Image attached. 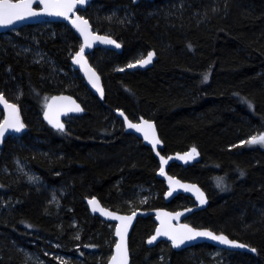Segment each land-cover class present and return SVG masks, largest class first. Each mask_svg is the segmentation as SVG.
I'll return each instance as SVG.
<instances>
[{
	"label": "trees",
	"instance_id": "trees-1",
	"mask_svg": "<svg viewBox=\"0 0 264 264\" xmlns=\"http://www.w3.org/2000/svg\"><path fill=\"white\" fill-rule=\"evenodd\" d=\"M170 1L175 0H165L166 3ZM212 1L175 2L192 14V11L203 9L209 11L206 6ZM218 4V15L199 24L190 17L158 21L154 16L145 21L140 17L138 30L129 35L133 43L125 46L129 49L137 44L141 49L153 48L159 55L158 60L149 68L123 74L109 68L103 83L102 103L108 111L123 107L133 114L152 115L168 150H179L189 143H196L201 151V160L188 166L184 174H192L201 185L212 181L221 188L225 180L219 173L222 169H229L226 175H234L232 182H228L227 188L218 195L208 193V206L195 213L192 223L209 224L222 220L237 221L236 226H239L238 217L245 212L243 231L239 230L240 235L234 236L255 247L256 253H228V263L264 264V215H257L258 210L264 211V150L245 141L236 144L256 128L258 134H264V0H220ZM48 48L55 49L52 45ZM14 54L0 38V88L3 82L11 81L5 69L8 65L9 73L20 82L25 98L40 110L43 107V98L40 97L43 84L38 81L36 66L25 64ZM75 80L81 79L77 75ZM77 83L85 94H91L81 82ZM92 94L94 103L87 106V115L76 124L79 140L61 142L64 159L54 164L56 170H53V165L36 161L45 180L54 182L61 178L64 184L71 186L74 198L65 202L73 206L72 212L82 222L86 217V208L81 200L83 195L94 193L102 203L114 206V202L117 203L118 198L129 192L132 186L154 179L157 165L148 150L144 149V157L136 153L131 156L126 150L118 149L116 141L98 142L99 133L107 134L109 131L99 128L105 122L93 108L100 102ZM244 95L254 103H248ZM57 136L59 139L64 137ZM175 165L170 166V172L183 178V170L182 173L174 172ZM52 172H57L58 177H53ZM218 177L223 181L218 183ZM6 182L16 190L13 179ZM157 189L156 203L159 206L164 204L161 197L164 187L161 184ZM16 191V195L23 199L24 192ZM177 199L178 202L187 200L184 196ZM43 203V198L33 194L4 217L7 223H0V240L4 242H0V255L4 258L0 261L22 264L8 242L18 239L26 231L42 234V238L53 242L69 244L65 222L71 214L66 210L60 219L64 223L61 229L51 216H45ZM252 222L258 224L248 225ZM152 226L148 217L136 221L129 238L131 262H141L143 256L164 246V243L152 247L144 244ZM204 247L210 248L196 244L187 249L173 250L167 244L168 264H196L195 259L200 258ZM197 264L207 263L202 256Z\"/></svg>",
	"mask_w": 264,
	"mask_h": 264
},
{
	"label": "rangeland",
	"instance_id": "rangeland-1",
	"mask_svg": "<svg viewBox=\"0 0 264 264\" xmlns=\"http://www.w3.org/2000/svg\"><path fill=\"white\" fill-rule=\"evenodd\" d=\"M175 1L166 3L165 0H126L124 2L120 0H89L84 7L75 9V13L88 21L93 32L111 37L120 45L118 48H106L99 45L84 54L88 64L98 74L102 87L109 68L121 74L125 71L144 70L139 68L130 69L129 65H133L142 60L150 50L154 49H141L137 44L129 49L125 46L126 44L129 46V44L133 43L134 40H132L131 33L138 30L140 26L138 19L140 17L143 19L142 21L153 16L157 21L163 18L175 20L190 17L196 24H199L200 22H205L210 17H216L220 11L218 4L220 0H213L212 3H209L206 6L209 11L203 9L201 11H192V14H189L188 11L180 7V4ZM224 1L226 2L227 0ZM0 38L3 43L7 44L8 49H12L15 52L14 57L23 59L25 64L36 66L38 81L41 85L43 84L40 90V97L43 98L41 102L43 107L45 105L44 102L52 94L67 93L73 96L82 108L81 113L70 114L64 117L62 120L64 129L62 131L51 128L42 118L41 112L43 107L40 110L35 109L34 104L25 98L24 90L20 82L16 81L17 79L15 80V77L9 73L10 67L6 65L5 69L10 75L9 78L11 81H6L1 84L0 93L4 99L16 105L20 121L24 125V130L20 134L11 133L7 135L0 146V223H7L4 217L8 215L11 209L18 207L17 205L19 203L22 204L25 198L31 197L33 194L43 198L44 203L42 204V209L45 216H51L52 220L58 223L59 228L63 229L64 223L60 219L64 217L66 210L71 214L67 216L68 221L65 222V229L66 231L69 230L66 232L68 234L67 237L70 239L68 245L47 240L45 237L42 238V234L37 232L30 233L26 231L22 232V235L18 239L9 240L8 246L13 248L14 253L21 259L22 264H106L112 255V246L115 242V223L106 221L98 214L90 212L85 200L93 196L98 198V196L89 192L81 197L83 205L86 208V220L85 218H81L84 221L82 222L72 212L73 206L65 202L66 200L69 201L74 198L73 192L70 191L71 186L69 187V185L64 184L61 178L58 179L57 172H52V176L57 178L54 182L45 180L42 177L40 169L36 166V161L40 160L44 164L53 165V170H56L55 165L57 162L64 159V152L60 147L62 145L61 142L67 139L79 140V135L76 133V124L87 115V106L90 103H94L91 96L93 92L89 90L83 78L80 76L79 71H75L73 64L70 62L73 54L81 47V39L66 22L48 19L7 30L0 33ZM49 45H52L55 49H49ZM2 50L4 52L6 51L4 48ZM154 51L155 58L152 59L149 67L153 66L158 60L159 55L156 50ZM77 75L81 80H75V76ZM77 82H81V85L86 86L91 94H85L83 89H79ZM244 97L248 103H254L251 98L245 95ZM103 98L101 99L96 96V99L100 103L99 105L94 104L95 106L93 108L97 109L96 111L101 115V121L105 122L103 123L104 127L101 126L99 128L109 132L107 134L104 132L99 133L97 137L98 142L106 143L107 141H116L118 149L126 150L131 156L132 153H136L140 157H144L142 154L145 152L144 149L146 151L148 150L149 154L157 163L154 179L148 180V183L145 184L137 183L132 186L129 192L123 193L118 198L117 203L114 202V206L106 205V202L104 204L100 200L104 206L122 212L158 207L156 203L158 195L157 188H160L162 184L165 189L164 181L156 175L160 164L152 148L144 144L142 139L134 133L127 132L124 126L125 119L117 115L114 111L123 113L129 121L136 122L139 120V117L153 121L158 139L161 143L156 148V151L162 156H167L174 152L187 151L189 147L196 148L199 152L198 161L185 165L170 162L166 167V172L175 175L170 172V166L176 164L173 168L176 169L174 172L182 173L181 171L183 170L182 175L184 179L181 176L179 177L178 174L175 176L186 181L198 183L205 192L212 194V196L216 195V189L220 188L215 185L216 183L214 184L212 181L208 183L209 181H206L201 185L198 179L193 177L192 174H184V170L188 166L198 163L201 160V151L196 143H189L186 148L181 147L179 150H168L165 147L166 143L162 137L161 130L158 128L152 115L149 113L133 114L123 107H114L112 111H108L102 103ZM2 115L3 111L0 108V122L3 118ZM105 127L108 129H105ZM257 131L258 128L245 139L237 141L236 144H241L245 141L248 145H257V147L264 150V145L262 144L248 143L252 137L264 135L258 134ZM57 134L64 137L59 139L60 137ZM106 135H108V138L105 137ZM227 170L229 169H222L221 173H219L225 177H223L225 181H223L222 177H218V183L224 182L221 187L222 189L227 188L226 184L232 182L234 179V175H226ZM10 179L15 181L14 185L16 186V190L24 192L23 199L16 195L17 191L12 186L9 187L10 185L8 186L6 184V181ZM180 205L185 204L183 202H177L172 207ZM258 211L257 215L259 217L264 215V211L262 213ZM238 218L239 226H236L237 221L231 223L229 221L222 222V220H217L209 224L192 223L194 222L193 215H188L184 221L195 227L209 228L215 233L234 236V234L240 235L238 231L244 228L245 212H241ZM22 220L26 222L28 219L22 218ZM94 221L96 224H94ZM253 222L248 223V225L258 224ZM92 223L95 226L89 228ZM43 228L46 229L45 227ZM93 231L94 235H92ZM0 242L3 241L0 240ZM167 244L164 243V246H160L159 249L157 248L154 253L143 256L141 262L134 263V261H130V264H168L169 257L165 249ZM202 256L205 258L207 264H229L227 260L228 253L220 248L211 247L210 249L204 247L199 259ZM2 258H4V255H0V259ZM199 259H195L197 263ZM0 264L14 263L0 261Z\"/></svg>",
	"mask_w": 264,
	"mask_h": 264
},
{
	"label": "water",
	"instance_id": "water-1",
	"mask_svg": "<svg viewBox=\"0 0 264 264\" xmlns=\"http://www.w3.org/2000/svg\"><path fill=\"white\" fill-rule=\"evenodd\" d=\"M88 1L89 0H86V3H84V4H77L76 7L73 8L72 12L67 13L68 18L65 19L63 16H54V15L46 14L44 12V9H43V4L40 3L39 0H33L32 10L40 13V15H37L34 17H25L22 20H14L11 25H0V32H4V31H7V30H10V29H13V28H16L18 26L25 25V24L38 23L41 21H45L47 19L48 20H59V21L66 22L71 28L74 29V31L79 35V38L81 39V47L73 54V56L71 58V63L73 64L74 68L79 71L80 76L83 78V81L86 84V86L89 88V90H91L97 97H100L102 99L104 91H103L101 81H100V79L98 80V82L96 81V77H99V76L94 71V69L88 64L84 54L87 53L88 51H90L93 47H96L99 45L104 46L106 48L116 47V46H115V44H105V43H102L100 40L92 39V37L100 36V37H106L108 39L113 40L111 37L104 36V35L93 32L91 30L89 23L87 24V30L86 31L91 33V36H89V38H88L89 42L91 43V47L86 46L85 36L81 35V32L74 25V21H76V17H80L82 20H86L83 17L79 16L77 13H75V9L78 7H84L88 3ZM3 2H4V0H0V3H3ZM8 2L9 3H20L21 0H8ZM77 23H78V21H77ZM81 27H83V26H81ZM82 48L84 49L83 59H82L81 63H75L74 60L77 57V53H79ZM150 52L154 54L153 58H152V59H154L155 58V53H154L155 51L150 50L148 53H150ZM148 53L146 54V56L143 59L147 58ZM150 65H151V63L146 64L144 66H140V64L138 62H136L135 64H133L132 67H129V68L130 69H138V68L139 69H145V68L149 67ZM89 69L91 71H89ZM92 73H95V76H93ZM94 84H97V87H94L93 86ZM97 88H99V91L97 90ZM4 100L7 101L8 104H11L15 107L16 114H18V117H19V112H18L16 105L13 104L12 102L6 100V99H4ZM77 105L79 106L80 111H70V109L75 108ZM0 108L3 111V115H2L3 118L0 122V124H2L6 118H9V113L11 110L5 107L4 102H0ZM46 112L53 119L58 118L59 122L61 124H63V129H64V123L62 122L64 117H66L70 114L81 113L82 108H81L80 104L75 100V98L73 96H71L70 94L55 93V94H52L51 96H49L41 115H42L43 120L47 123L48 126H50L53 129H57V128L53 127L52 124H50L47 119H45V113ZM114 112L117 115L122 116L125 119L124 126H125V129L127 132L134 133L135 135H137V137L142 139L144 144H146V145L150 146V148H152V150H153V152H154L155 156L157 157L159 164H160L159 170L157 171V176L160 177L164 181L165 189H164V195L163 196H164L165 200L169 201L175 195H177L179 193H184L186 195L192 196L195 199V201L198 202V204H199L198 206L203 207L205 205V202H206L205 193H204L203 189L201 188V186H199L198 183L180 179L179 177H177L175 175L168 174L166 172V167L170 162H176L177 164H184L185 165L187 163H193V162L198 161L199 160L198 150L195 148L196 154L192 155L191 157H189V154L192 152V149L194 147H189L187 149V151L185 150L183 152H174V153H171L167 156H162L159 153H157V151H156V148L159 145H161V143L158 139V136L156 133V128H155L153 121L139 117L138 121L133 122V121L127 120L123 113L118 112V111H114ZM19 121H20V117H19ZM145 121L148 122V124H151L153 127L151 129H149L145 124H143V122H145ZM128 123H132L134 125L141 126L142 130L137 131L135 128H129ZM22 130H24V127L21 129V131ZM21 131L16 132L15 130L9 128L5 132V134L2 137H0V146L2 145V142L7 135H9L11 133L20 134ZM146 134L148 137L147 139L145 138ZM156 140H158L159 143H155ZM161 170H163V174H161ZM175 181H178L179 184L175 183ZM180 185L190 186L191 190H185V188L181 187ZM191 186H194V188ZM195 189H199V192L203 193V199L205 201L203 204H201L200 200L197 198L199 193H197L195 191ZM170 192H171V194L169 195ZM93 199H95L98 202L99 207L101 209H103L105 213H111V215L102 214L101 211H93V205H91L89 203V201L93 200ZM85 201H86L87 207L89 208L91 213H96L102 219L115 223V226H114L115 242L112 246V255L109 257L106 264H112V257L117 254L116 253V244L121 242V237L117 235V228L118 227L122 231V234L124 237V244L126 245V248H127V264H130L131 256H130V249H129V238H130L131 231H132V229L136 223L137 218H139L141 216H147V215H153V218L156 222L154 230L146 238V246L147 247H152L160 241H167L170 243V246L172 247L173 250H181L183 248L194 246V245L200 244V243H209L211 246L216 247V248H224L227 250L246 249L249 251H253V249L249 248L247 245L243 244L242 242H240L236 239L230 238L228 235H226L224 233H215L214 231H212L209 228L195 227V226L190 225L186 221H182V219L186 215L191 213L192 208H196L198 206L192 207V208L191 207L190 208L184 207V208H174V209H169L166 207H158V208H149V209H145V210L136 209L135 211H132V212H122V211H117V210L111 209L107 206H104L100 202V200L95 196H93L91 198H87ZM133 214H135V215H133ZM113 216H119V217H124V218L132 217V219L130 222H128L127 220L113 219L112 218ZM185 226L193 229L194 231H208V232L213 233L216 236H221V235L225 236L228 240H230L234 243L233 244H222L219 241L210 239L209 237H195L192 240H186L183 244H180L178 247L173 246V242L169 238V235L176 236L177 238H179L183 235H186L187 233L185 232ZM125 228L127 229L126 232H124ZM157 229H160L161 231H167L169 233V235L157 236ZM154 236H156V239L153 240L152 243H149V241Z\"/></svg>",
	"mask_w": 264,
	"mask_h": 264
},
{
	"label": "snow or ice",
	"instance_id": "snow-or-ice-1",
	"mask_svg": "<svg viewBox=\"0 0 264 264\" xmlns=\"http://www.w3.org/2000/svg\"><path fill=\"white\" fill-rule=\"evenodd\" d=\"M40 3L43 4L44 12L48 15H54V16H63L65 19L68 18L67 13L72 12L73 8L76 7L77 4H84L86 3V0H39ZM32 3L33 0H21L20 3H9L8 0H4L3 3H0V25H11L14 20H22L25 17H34L37 15H40V13L35 12L32 10ZM78 21V23H77ZM87 24L88 22L86 20H82L80 17H76V21H74V25L77 27V29L81 32V35L85 36V44L87 47H91V43L89 42V36H91L90 32H87ZM83 26V27H81ZM92 39L100 40L102 43L105 44H115V46L118 48L120 47L119 44H116L115 41L108 39L106 37H100L95 36L92 37ZM83 52L84 49L82 48L79 53H77V57L74 60L75 63H81L83 59ZM153 53H148L147 58L142 59L138 61L140 66H144L146 64L151 63L153 58ZM133 65H129V67H132ZM89 71H91L89 69ZM93 76H95V73H92ZM205 80L208 79L207 76L204 77ZM99 77H96V81L98 82ZM94 87H97V84L93 85ZM99 91V88H97ZM0 102H4V105L6 108L10 109L9 118H6L2 124H0V137H2L5 132L11 128L15 130L16 132L21 131V129L24 127V125L19 121L18 114H16L15 107L11 104H8L7 101L4 100V97L0 95ZM70 111H80L79 106L77 105L75 108L70 109ZM45 119L48 120L50 124H52L53 127L63 130V124L59 122L58 118L53 119L49 116V114L45 113ZM149 129H151L153 126L151 124H148V122H143ZM129 128H135L137 131H141L142 128L139 125H134L132 123H128ZM145 138L147 139V134L145 135ZM155 143H159L158 140L155 141ZM248 143L250 144H262L264 145V135H260L258 137L254 136L252 137ZM196 154L195 148L192 149V152L189 154V157ZM161 174H163V170H161ZM175 183L179 184L178 181H175ZM181 187H184L185 190H191L190 186L186 185H180ZM194 188V186H191ZM198 195V199L200 200V203L203 204L205 201L203 199V193L199 192V189H195ZM171 192L169 193V195ZM89 203L93 205V211H101L102 214L111 215V213H105L103 209L99 207L98 202L93 199L90 200ZM135 215V214H133ZM113 219L118 220H127L128 222L131 221L132 217H119V216H113ZM126 228L124 229V232H126ZM185 232L186 235H183L179 238L176 236L169 235L167 231H161L160 229H157V236L159 235H169V238L173 242V246L178 247L180 244H183L186 240H192L195 237H209L212 240L219 241L222 244H233L234 242L228 240L225 236H216L211 232L208 231H194L191 228H188L185 226ZM117 235L121 237V242L116 244V255L112 257V264H127V248L124 244V237L122 234L121 229L117 228ZM156 239V236L152 237V239L149 241V243H152L153 240Z\"/></svg>",
	"mask_w": 264,
	"mask_h": 264
},
{
	"label": "flooded vegetation",
	"instance_id": "flooded-vegetation-1",
	"mask_svg": "<svg viewBox=\"0 0 264 264\" xmlns=\"http://www.w3.org/2000/svg\"><path fill=\"white\" fill-rule=\"evenodd\" d=\"M70 62H71V60H70ZM73 69L75 70V71H78V70H76L74 67H73ZM141 139V138H140ZM156 175H157V172H156ZM202 188V187H201ZM220 189H222V188H217L215 191H216V195H218V193H221V190ZM204 191V190H203ZM204 193H205V198H206V202H205V205L203 206V207H201V206H198L199 204H198V202H196L195 201V199L192 197V196H189V195H186V194H184V193H179V194H177V195H175L173 198H171L169 201H166L165 200V198H164V190H163V192H162V194H161V197H162V199H163V203L164 204H162V205H159L158 207H166V208H169V209H173V208H187V207H196V206H198V207H196V208H192V210H191V213H189L188 215H195V213H197L198 211H201V210H203V209H205L207 206H208V204H209V202H210V198H209V194L207 193V192H205L204 191ZM179 196H184L185 198H187V200H184V199H181L180 200V202H183L185 205H180V206H175V207H172V205L174 204V203H177L178 202V199H177V197H179ZM215 196V195H214ZM158 207H154V208H158ZM188 215H186L183 219H182V221H184V219L188 216ZM149 218L150 219V221L152 222V228H151V232L149 233V235L152 233V231L154 230V228H155V225H156V222H155V220H154V218H153V215H147V216H141V217H139V218ZM139 218H137V220L139 219ZM136 220V221H137ZM148 235V236H149ZM147 236V237H148ZM146 237V238H147ZM230 238H232V239H236V240H238V241H240V242H242L243 244H245V245H247L249 248H251V249H253V251H249V250H246V249H240V250H227V249H224V248H220L221 250H223L224 252H226V253H232V252H245V253H250V254H255L256 253V248L255 247H253V246H251V245H249L248 243H246L245 241H243L242 239H240V238H238V237H234V236H229ZM146 238H145V240H144V244L146 245ZM160 243H168L169 245H170V243L169 242H167V241H160V242H158L157 244H160ZM200 244H204V245H207V247H210V249H211V247L213 248V246H211L209 243H200ZM171 247V246H170ZM191 247V246H190ZM190 247H186V248H183V249H187V248H190ZM172 248V247H171ZM216 248V247H215ZM182 250V249H181Z\"/></svg>",
	"mask_w": 264,
	"mask_h": 264
},
{
	"label": "bare ground",
	"instance_id": "bare-ground-1",
	"mask_svg": "<svg viewBox=\"0 0 264 264\" xmlns=\"http://www.w3.org/2000/svg\"><path fill=\"white\" fill-rule=\"evenodd\" d=\"M154 208V207H153Z\"/></svg>",
	"mask_w": 264,
	"mask_h": 264
}]
</instances>
